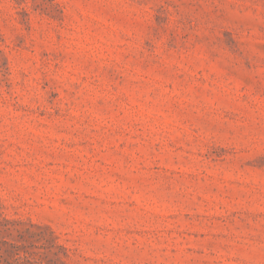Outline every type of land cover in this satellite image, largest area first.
I'll return each instance as SVG.
<instances>
[{"label": "rangeland", "instance_id": "obj_1", "mask_svg": "<svg viewBox=\"0 0 264 264\" xmlns=\"http://www.w3.org/2000/svg\"><path fill=\"white\" fill-rule=\"evenodd\" d=\"M0 264H264V0H0Z\"/></svg>", "mask_w": 264, "mask_h": 264}]
</instances>
